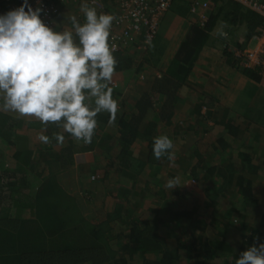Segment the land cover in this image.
Masks as SVG:
<instances>
[{
  "label": "crops",
  "instance_id": "obj_1",
  "mask_svg": "<svg viewBox=\"0 0 264 264\" xmlns=\"http://www.w3.org/2000/svg\"><path fill=\"white\" fill-rule=\"evenodd\" d=\"M48 1L59 12L51 29L71 32L73 42H79L69 18L85 22L80 5ZM174 6L160 19L156 33L170 51L137 62L131 57L127 72L114 73L115 122L94 132L90 144L71 136L61 144L45 132L50 139L44 144L38 139L42 125L37 119L0 111V207L46 189V181L54 180L75 199L85 222L104 227L115 251L121 246L135 251L132 259L139 264L156 262L160 255L128 242L134 226L141 234L154 229L152 234L165 243L171 237L188 241L200 236L213 242L224 225L252 245L264 242V79L253 80L234 57L230 60L240 46L234 38L244 37V28L222 26L219 20L188 74L171 71L170 62L191 26L180 19L178 3ZM221 30L227 35H219ZM129 47L134 48L123 50L133 56ZM166 79L173 81L171 86ZM122 121L140 133L125 152L115 140ZM162 134L173 141L171 160L152 156L153 138ZM169 181L178 182L168 188ZM218 260L234 262L212 250L209 264Z\"/></svg>",
  "mask_w": 264,
  "mask_h": 264
},
{
  "label": "trees",
  "instance_id": "obj_2",
  "mask_svg": "<svg viewBox=\"0 0 264 264\" xmlns=\"http://www.w3.org/2000/svg\"><path fill=\"white\" fill-rule=\"evenodd\" d=\"M210 1L213 3V9L206 22L202 26L196 23L188 28L185 38L179 44L170 62L169 69L171 71L179 69L183 70L185 75L188 74L202 47L207 42L214 24L219 19L224 20L232 27L244 26L246 30L244 37L247 41L259 35L260 30L264 27L262 17L245 10L231 0ZM144 31L139 32L137 40L144 39L146 34ZM74 43L79 44L78 41ZM225 44H227L226 41ZM238 47L239 50L245 48L244 46ZM225 49L226 55L231 54ZM124 50L123 47H120L112 52L117 61L115 72H127L131 67V57L133 56L128 55ZM144 55L148 56V54ZM231 55L230 60L234 57L233 53ZM233 60L239 62L235 57ZM233 64L235 63L233 62ZM140 65L138 67H141ZM244 72L253 80L264 79V74L259 68L245 69ZM164 82L171 86L173 81L166 79ZM87 103L90 107L95 106L94 100H88ZM96 120L97 127L94 132L108 124L109 116L107 113L101 112L97 114ZM42 127L40 126L41 129ZM46 127L45 133L54 141H56L53 138L54 134L57 133L64 137L70 136L69 133L64 132L62 126L48 124ZM117 131L115 140L122 152L127 151L129 145L140 134L138 127L132 124L127 125L123 121ZM79 142L84 144L83 141ZM53 145L57 146V144ZM46 185V189L33 191L28 196H18L13 204L0 207V264H139L132 259V253L135 251H132L128 246L118 247V251L123 254L118 255L119 252L115 251L111 244L113 238L107 237L105 228L85 222L78 212L75 199L63 192L54 180L48 179ZM245 194L249 195L250 193L246 190ZM152 231L141 234L137 226L130 228V235L127 239L129 243L134 242L140 248H149L145 251L154 249L155 253L160 255L156 262L147 263L144 261L140 264H178L181 259L186 264H190V262L192 264H209L212 250L230 255L232 262L234 261L233 264H235L239 255L252 246L250 240L243 234L240 235L226 225L219 228L213 242L200 236L193 237L188 241L171 237L168 243H165L161 241V236L152 234ZM167 235L169 236L166 234L162 237Z\"/></svg>",
  "mask_w": 264,
  "mask_h": 264
},
{
  "label": "clouds",
  "instance_id": "obj_3",
  "mask_svg": "<svg viewBox=\"0 0 264 264\" xmlns=\"http://www.w3.org/2000/svg\"><path fill=\"white\" fill-rule=\"evenodd\" d=\"M37 4L39 0H36ZM41 7L30 0L0 13V111L34 117L42 127L38 139L49 143L43 133L48 124L62 126L77 141L90 144L97 127L96 116L105 112L115 122L118 104L110 86L117 61L109 44L115 17L98 13L82 0L84 23L70 17L79 44L71 32H56L40 19ZM221 36L227 33L218 32ZM94 98V107L88 101ZM64 142L60 133L53 137ZM173 141L167 135L153 138L151 153L171 160ZM174 182L169 181L168 188ZM235 264H264V242L243 251Z\"/></svg>",
  "mask_w": 264,
  "mask_h": 264
},
{
  "label": "built area",
  "instance_id": "obj_4",
  "mask_svg": "<svg viewBox=\"0 0 264 264\" xmlns=\"http://www.w3.org/2000/svg\"><path fill=\"white\" fill-rule=\"evenodd\" d=\"M81 5L82 0H72ZM177 0H87L90 7H95L98 13L111 14L115 17L110 29L109 44L113 51L120 47L133 46L141 51L147 48L155 37L160 19L166 14ZM245 10H248L264 20V0H231ZM33 7H41V21L51 29L52 19L57 13V7L48 0H30ZM20 0H0V13L19 6ZM213 7L210 0H190V14L199 17L202 26L207 19L204 12ZM9 8V9H8ZM146 33L143 40H137L140 31ZM233 56L239 60L242 69L259 68L264 74V27L260 30L253 47L233 51Z\"/></svg>",
  "mask_w": 264,
  "mask_h": 264
},
{
  "label": "rangeland",
  "instance_id": "obj_5",
  "mask_svg": "<svg viewBox=\"0 0 264 264\" xmlns=\"http://www.w3.org/2000/svg\"><path fill=\"white\" fill-rule=\"evenodd\" d=\"M190 2V0H177L176 2H175V6H176V4L178 3V6H177V8H178V13L180 14V19L182 18L183 20H184V22L183 23H185V22H187V23H189L190 25H193V24H198L199 23V17L197 16V15H194V14H190L189 13V9H188V3ZM186 4H187V6H186ZM174 6V7H175ZM185 6H186V8H185ZM213 9V7L212 8H209V9H207L205 12H204V14L206 13V16L208 17V15H209V12L211 11ZM58 8H57V13H55L54 14V16H53V19H54V17L55 16H57L58 15ZM53 19H52V22H53ZM182 21V20H181ZM219 22L220 23H222V26H229V27H231V28H233L231 25H228L224 20H221V19H219ZM237 27H239V26H237ZM223 28V27H222ZM240 28V27H239ZM243 28H244V32H245V27L243 26ZM240 29H242V28H240ZM230 30H232V29H230ZM169 34V33H168ZM158 35V34H157ZM155 36V37H153L152 38V40L150 41V45H148L149 46V48H148V46H147V48L145 49V53L144 54H148V56L150 57H157V56H162V55H166L167 54V52H169L170 51V49L171 48H169V46H167V42L165 41V43H164V41H162V39H160V41L158 42V36ZM226 38V37H225ZM225 38L222 40L221 38V40L222 41H224L225 42ZM236 38L238 39V40H236ZM234 41L236 42V44H238V45H240V46H242V45H244L245 43H246V45L244 46V47H248L249 46V44H250V42L252 41V40H246V42H245V40H244V37H235L234 38ZM220 43V42H219ZM224 44L225 43H223V46H224ZM225 45H228V44H225ZM230 46V45H229ZM228 47V46H227ZM229 48V47H228ZM129 49H131L133 52V59H134V62H137V61H140V59H141V57L142 56H145L144 54H141L142 52L141 51H138V50H136V48H132V47H129ZM129 49L127 50V52L129 51ZM135 49V50H134ZM151 52H152V54H151ZM116 85H115V83H114V86H113V88L115 87ZM218 263H214V264H221V262L218 260L217 261Z\"/></svg>",
  "mask_w": 264,
  "mask_h": 264
}]
</instances>
